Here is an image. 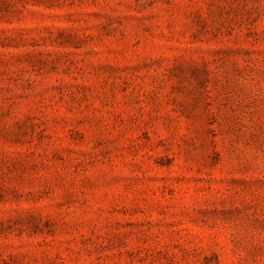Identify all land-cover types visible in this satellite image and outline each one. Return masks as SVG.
Here are the masks:
<instances>
[{"label":"rangeland","instance_id":"rangeland-1","mask_svg":"<svg viewBox=\"0 0 264 264\" xmlns=\"http://www.w3.org/2000/svg\"><path fill=\"white\" fill-rule=\"evenodd\" d=\"M0 264H264V0H0Z\"/></svg>","mask_w":264,"mask_h":264}]
</instances>
